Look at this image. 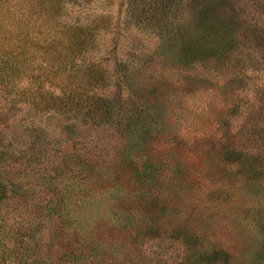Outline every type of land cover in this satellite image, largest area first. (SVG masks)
<instances>
[{
	"label": "rangeland",
	"instance_id": "obj_1",
	"mask_svg": "<svg viewBox=\"0 0 264 264\" xmlns=\"http://www.w3.org/2000/svg\"><path fill=\"white\" fill-rule=\"evenodd\" d=\"M125 5L0 0L4 57L27 53L28 39L51 28L106 20L92 56L76 64L95 62L106 77L78 89L103 100L100 116L84 101L78 112L48 110L63 90L45 63L0 89V245L23 241L57 258L60 204L71 213L77 195L115 170L150 179L132 205L99 210L135 216L133 229L106 217L95 224L110 261L117 253L123 264H264V0H174L168 32L128 17ZM189 40L215 59L190 62Z\"/></svg>",
	"mask_w": 264,
	"mask_h": 264
},
{
	"label": "trees",
	"instance_id": "obj_2",
	"mask_svg": "<svg viewBox=\"0 0 264 264\" xmlns=\"http://www.w3.org/2000/svg\"><path fill=\"white\" fill-rule=\"evenodd\" d=\"M124 2H126L128 17H139L141 20L144 19L142 23L147 20L150 27L169 31V27H165L164 18L170 19L174 0H124ZM49 5L50 8L54 7V4H50V2ZM99 23L103 25L106 20L100 19L88 24H68L60 31L51 28L50 35L47 37L44 32L42 37L37 35L28 39L27 53H12L7 57L0 56V89L19 86L26 78L38 75L37 63H45L56 71L54 81L60 84L59 88L62 87L63 90L58 95H50V99L45 102L49 106L48 110L62 111L63 113L78 112L81 111L80 101H84L87 103V111L90 116L92 114L100 116L106 111L103 100L94 101V99H101L93 97L97 96L94 94H86L83 100L79 97V88L86 85L95 89L96 85H99L106 77L101 67L95 62L87 66L77 67L76 65L78 57L88 59L92 56L91 53L98 40L95 32L99 29ZM36 44L48 47L52 56L48 58L49 54L35 49ZM182 50L187 53L188 57L190 56V62L215 59L214 55H207L205 49L194 41L184 42ZM41 58L47 60L41 61ZM4 59H7L6 64H4ZM72 65H74L73 68ZM46 70L52 73V70ZM73 98H75L76 104L73 102ZM93 109L95 110L93 111ZM104 177L106 178H104L103 184L91 186L87 194L76 196L78 199L75 198V204L72 203V207H75L71 213L65 214L67 205L63 202L60 204L62 231L61 235L55 236L60 244V248L56 252L57 258H53L50 251L41 253L39 250L38 254H34L36 247L17 240L16 244L12 243V246L0 245V264H123L124 262L116 256L117 253L111 261L109 260L106 248L93 238V229L95 224L103 221L105 217L113 223L116 221L129 222L133 229L134 215L130 213L131 216L116 214L117 218H114L115 215L114 217L107 216L106 213L99 210L100 208L112 209L114 205H125L129 202L132 205L141 196L140 181L143 183L150 179V176L137 173L135 174L136 179H134L131 174L122 175L120 172L117 174L115 170H107ZM82 191L84 190L78 191V193H82ZM64 225L70 227L71 232H68ZM259 229L262 235L260 259L264 261V217L259 218Z\"/></svg>",
	"mask_w": 264,
	"mask_h": 264
}]
</instances>
